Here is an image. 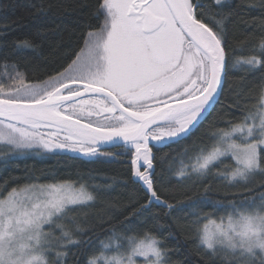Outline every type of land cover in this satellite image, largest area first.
<instances>
[{"label": "snow or ice", "instance_id": "1", "mask_svg": "<svg viewBox=\"0 0 264 264\" xmlns=\"http://www.w3.org/2000/svg\"><path fill=\"white\" fill-rule=\"evenodd\" d=\"M207 8L199 0H97L94 15L103 21L82 34L83 46L66 67L31 82L26 71L6 63L0 72V155L41 149L90 159L128 156L133 180L147 196L132 215L153 202L173 210L156 190L153 149L179 142L206 119L230 63L224 21L231 13L222 10L231 5L212 0ZM15 47L36 46L25 38ZM252 51L237 56L232 66L264 72V37ZM240 102L237 93L233 107ZM225 123L211 131V145L194 149V156L185 150L175 177L180 182L214 176L237 192L203 215L195 210L185 215L192 217L198 249L220 264H264V83L256 103L245 101L241 115ZM112 147L124 151H102ZM226 157L234 163L221 169ZM81 180L0 191V264H68L72 249L90 244L96 228L106 240L87 264H135L137 256L145 264H172L150 229L139 239L127 235L131 228L118 233L110 226L117 218L111 207L90 215L87 209L103 188ZM221 210L216 223L212 217Z\"/></svg>", "mask_w": 264, "mask_h": 264}, {"label": "trees", "instance_id": "2", "mask_svg": "<svg viewBox=\"0 0 264 264\" xmlns=\"http://www.w3.org/2000/svg\"><path fill=\"white\" fill-rule=\"evenodd\" d=\"M199 2L205 5L204 11L208 12L207 6L212 4V0ZM227 3L231 8L222 11L231 13L224 21L230 63L218 101L206 119L186 138L153 149L156 156V190L162 199L175 205L173 210L153 202L139 216L132 215L147 202V196L141 184L134 182L129 158L123 155L90 159L80 154L47 153L39 149L0 155V191L32 182L51 183L83 178L81 182L99 184L103 188V191L98 189L96 204L87 212L95 215L111 207V215L117 218L110 226L115 227L118 233L124 234L125 229L131 228L134 231L127 235H135L139 239L150 229L169 250L172 264H212L213 260L215 264H220L219 259L205 254L206 249H198L199 240L190 225L192 217L185 213L195 210L203 215L211 210L212 203L219 201L227 204L237 189L227 187L225 182L214 176L203 181L192 177L178 182L175 171L186 149L190 156H194V149L211 145V131L224 128L227 120L239 117L245 101L249 106L256 103L260 85L264 83V72L245 71L233 67L231 63L237 56L254 54L252 49L259 47L264 37V0H227ZM96 6L97 0H0V72L4 71L6 63H15L20 71L27 72L29 81L38 82L66 67L83 46L82 34L90 28H98L103 21L102 15L99 19L94 15ZM212 11L221 9L213 7ZM25 38L34 42L36 47L33 50L15 47L17 41ZM237 93L241 96L240 107H233ZM110 149L117 147L107 148ZM123 151L119 147L115 153ZM223 161L219 165L221 169L234 163L231 157L223 158ZM205 184L211 186L208 192L204 191ZM223 214L221 210L212 219L219 220ZM90 235V244L72 249L75 257L70 255L68 264H75L76 259L80 264H87L88 258L98 249L99 242L106 240L101 228H96L95 233Z\"/></svg>", "mask_w": 264, "mask_h": 264}, {"label": "rangeland", "instance_id": "3", "mask_svg": "<svg viewBox=\"0 0 264 264\" xmlns=\"http://www.w3.org/2000/svg\"><path fill=\"white\" fill-rule=\"evenodd\" d=\"M118 149H119V147H117V149H114V150H112V149H110V150H107V148H104L102 151H104V152H112V153H115V152H117L118 151ZM39 150H41V149H39ZM41 151H43V150H41ZM65 152H67V151H65ZM10 154H14V153H10ZM74 154H77V153H74ZM80 155H82V154H80ZM83 156V155H82ZM103 157H109V156H103ZM220 221L219 220H216V223H219ZM227 221H226V219H225V223H226ZM215 229V225H212V224H210L209 225V230L210 231H213ZM127 254V253H126ZM133 260H134V262H135V264H145V261H144V258L143 257H139V256H137V257H133Z\"/></svg>", "mask_w": 264, "mask_h": 264}, {"label": "water", "instance_id": "4", "mask_svg": "<svg viewBox=\"0 0 264 264\" xmlns=\"http://www.w3.org/2000/svg\"><path fill=\"white\" fill-rule=\"evenodd\" d=\"M215 103V102H214ZM214 105V104H213ZM212 106L209 108V111L211 110ZM208 113H206L205 115H207ZM67 153H70V152H67ZM72 154V153H71Z\"/></svg>", "mask_w": 264, "mask_h": 264}]
</instances>
